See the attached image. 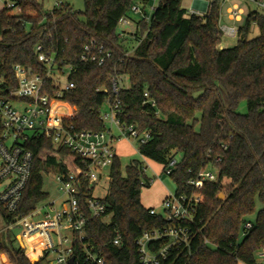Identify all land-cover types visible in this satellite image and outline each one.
I'll return each instance as SVG.
<instances>
[{
	"label": "trees",
	"instance_id": "obj_1",
	"mask_svg": "<svg viewBox=\"0 0 264 264\" xmlns=\"http://www.w3.org/2000/svg\"><path fill=\"white\" fill-rule=\"evenodd\" d=\"M138 3L84 0V10L76 11L64 1L50 12L41 0H18L20 13L4 6L0 10V98L14 99L10 92L18 87L16 65L44 78V91L54 95L56 80L46 76L48 67L38 59L41 43L46 53L55 56L59 70L74 66L70 74L53 73L60 81L66 76L74 84L63 91L62 98L76 107L65 125L77 131H100L105 128L102 107L115 101L112 79L127 77L128 86L119 95L122 119L151 132L139 146L140 155L165 166L181 153L170 175L176 193L196 191L203 197L189 224L193 232L189 246L171 248L160 264H257L256 254L264 248V14L250 11L238 28L237 45L221 48L222 0H211L202 15L189 14L182 0H159L150 21L137 22L133 33L137 46L130 54L117 28ZM141 3L147 13L154 0ZM253 26L259 34L251 38ZM93 40L95 50L103 46L111 52L102 64L81 60L84 47ZM241 101L247 103L246 113L237 111ZM24 146L34 155L31 177L16 212L0 204L6 223L48 200L44 175L49 169L78 176L82 201L86 200L92 189L84 175L87 165L78 155L67 146H55L41 133L29 135ZM209 169L217 170L216 180H206L200 189L188 184ZM146 171L137 159L123 169L116 155L103 197L106 215L89 218L84 240L73 235L79 264H92L86 261L85 244L107 264H142L136 241L145 231L169 224L142 203L143 188L153 182ZM257 201L262 204L258 211ZM6 233L0 235V264H42L48 256L34 263L16 245L18 232ZM117 236L119 244L114 243ZM159 245L151 242L149 248L156 250Z\"/></svg>",
	"mask_w": 264,
	"mask_h": 264
},
{
	"label": "built area",
	"instance_id": "obj_2",
	"mask_svg": "<svg viewBox=\"0 0 264 264\" xmlns=\"http://www.w3.org/2000/svg\"><path fill=\"white\" fill-rule=\"evenodd\" d=\"M64 1L66 0H55L50 12L54 8H59ZM142 1L133 5L131 10L136 14H142L143 18L150 21L151 15L149 16L142 10ZM201 1L206 3V12L210 3ZM228 1L222 0V8ZM259 4L264 7V0H260ZM5 6L16 10L17 13L21 12L18 0H6ZM150 10L152 12L154 7H150ZM205 12L195 8L188 11L189 14L197 15ZM227 13L231 19H239L243 10L237 4H233L227 8ZM120 23L128 24L129 18L123 17ZM220 28L225 36L238 35V28L234 25L221 23ZM94 43L93 40L91 44L84 47L81 60L102 64L111 57V52L104 51L103 46L96 47L95 50ZM37 55L39 61L48 67L46 76L55 79L58 88L54 91V95H50L44 91V78L30 73L23 66H14L18 79V87L10 92L14 99L0 98V185L6 184L0 192V204L8 212L14 213L21 203L23 191L31 177L34 161L33 152L24 146L29 135L45 134L46 137L52 139L55 146H67L78 155L87 165L84 175L89 179V189H92L84 202L81 197L80 178L71 172L56 173L59 190L64 196L62 208H56L55 200L45 202L28 215L14 217L5 227V231L16 228L21 230L24 249H31L35 253L44 248L47 249V253L56 254L55 264H70V258L75 256L73 235L77 234L81 240H84L89 218H100L107 213L104 198L95 196L94 193L96 182L102 178L104 169L111 168L117 155L114 143L126 138L136 139L140 144H144L150 139L151 132L123 121V109L119 95L124 88H127L128 83L127 77L122 76L112 79V93L115 101L108 105L105 113L101 114V119L105 123L103 130L77 131L73 125H65L64 120L75 115L76 107L62 98L63 91L74 87V84L70 81H60L53 73L70 74L74 71V66L68 65L59 70L55 56L46 53L41 43L37 46ZM150 101L155 105V100ZM177 163V158L170 159L163 166V172L171 175ZM216 178L217 174L213 171L204 170L195 178L189 179L188 184L194 189H200L206 180H216ZM202 199V195L196 191L191 194H169L165 197L163 200L165 213L162 215L169 224L163 228L145 231L136 241L142 264H160L171 248L189 246L193 236L189 224L194 222ZM150 211L152 214H158L155 208H151ZM246 226L250 228L251 223H247ZM63 230H70L71 238L63 236ZM151 242H159L160 245L153 250L149 248ZM114 243H120L119 236L114 239ZM84 249L86 261L92 264H107L105 258L95 252L90 244H85ZM258 254L264 259V248ZM74 264H79L76 257Z\"/></svg>",
	"mask_w": 264,
	"mask_h": 264
},
{
	"label": "rangeland",
	"instance_id": "obj_3",
	"mask_svg": "<svg viewBox=\"0 0 264 264\" xmlns=\"http://www.w3.org/2000/svg\"><path fill=\"white\" fill-rule=\"evenodd\" d=\"M44 5V9L46 11L52 10L54 7L55 0H41ZM69 2L74 10L76 11H83L84 10V0H66ZM159 0H156L158 3ZM194 0H182V5L185 7L188 11L191 10L192 4ZM211 2V0H208ZM6 0H0V9L5 6ZM260 0H229L225 6H224V12L227 11V8L229 6H232L233 4H237L240 8L243 10V14L241 15L242 20L240 21H233L231 24H234L235 27L239 28L241 25L244 24L246 17L250 11L258 10L264 14V7H262L259 4ZM16 11V10H15ZM147 13L150 16L151 10L148 7ZM143 18L142 14H136L135 12L131 11V15L129 18L128 24H119V27L117 28L118 33L124 37L125 39V45L129 48L130 54L133 53V48L137 46L136 38L134 36V32L136 30L137 22ZM259 34V29L257 26H253L250 37H256ZM238 43V37H228L223 35L222 37V47L223 48H231L236 46ZM66 76L64 79H62L64 82H67ZM127 81V80H126ZM128 83V81H127ZM128 85V84H126ZM107 105L104 104L102 107L103 113L107 111ZM237 111L240 113H246L247 112V103L246 101H241L239 105L237 106ZM114 146L116 147L118 151V155L120 157V161L122 164L123 169L128 165L132 160H140L144 163V165L147 167V175L149 177H152L153 182L150 187L143 188L142 190V202L143 205L147 208H155L158 213L164 214V208H163V200L166 196L169 194H175L176 193V183L174 179L163 172V165L160 163H157L153 160H150L148 158H144L140 155L138 149L140 146V143L136 139H126L122 138L121 140L114 143ZM182 157L181 153H178L176 155V158L180 160ZM215 174H217L216 169H210ZM109 173L110 168H106L103 171V176L100 180L96 182V189H95V196L98 197H105L109 188ZM44 190L49 193V198L46 201L47 203L52 202L55 200V206L57 209L62 208V203L64 200V196L62 192L59 190V184L56 180V172L52 169H49L48 173H45L44 175ZM6 184L3 183L0 185V192H2V189L4 188ZM262 208V204L257 201L256 209L257 211ZM256 213L252 214L250 216V219L252 221L256 220ZM110 217H106L105 220H108ZM7 226L6 220L4 219V216L2 214V211L0 210V235L5 237L7 235L5 231V227ZM17 240L18 242L16 245H21L23 247V238L20 235L21 230L19 228L11 230V233H17ZM63 236H68L71 238V232L70 230H63L62 231ZM56 239V238H55ZM22 240V241H20ZM26 254L29 255L31 260L33 262H37L42 257H47L42 262V264H55L56 260V254L51 252L50 254L47 253V249L41 248L39 251H36L35 253L32 252L31 249L26 250ZM0 255V260H1ZM256 260L257 264H264V259L260 257V255L256 254ZM2 261V260H1Z\"/></svg>",
	"mask_w": 264,
	"mask_h": 264
},
{
	"label": "crops",
	"instance_id": "obj_4",
	"mask_svg": "<svg viewBox=\"0 0 264 264\" xmlns=\"http://www.w3.org/2000/svg\"><path fill=\"white\" fill-rule=\"evenodd\" d=\"M204 1L210 3L208 0H204ZM156 5H157V2H156V0H154V4L152 6H150V7H155ZM2 8L0 10H2ZM192 8H195V9L201 10L202 12H205V10H206V3H203L201 0H194L193 1V4H192ZM151 14H152V12H151ZM240 20H242V17H240L239 19H231L229 17V15H228L227 11L224 12V8H222V11H221V23L228 24V25H234V24H231V22H233V21H240ZM136 28H137V26H136ZM220 47L223 48L222 47V44L220 45ZM117 154H118V151H117ZM239 264H245V263L240 262Z\"/></svg>",
	"mask_w": 264,
	"mask_h": 264
},
{
	"label": "water",
	"instance_id": "obj_5",
	"mask_svg": "<svg viewBox=\"0 0 264 264\" xmlns=\"http://www.w3.org/2000/svg\"><path fill=\"white\" fill-rule=\"evenodd\" d=\"M29 72L31 73V70H29ZM224 197V194L223 193H221L220 194V198H223ZM74 260H75V256H72L71 258H70V264H74ZM35 263V262H34Z\"/></svg>",
	"mask_w": 264,
	"mask_h": 264
}]
</instances>
